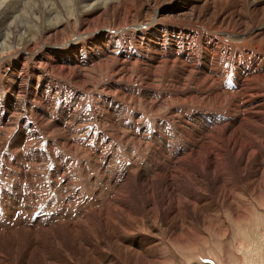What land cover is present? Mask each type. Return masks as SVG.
Segmentation results:
<instances>
[{"label":"bare ground","instance_id":"obj_1","mask_svg":"<svg viewBox=\"0 0 264 264\" xmlns=\"http://www.w3.org/2000/svg\"><path fill=\"white\" fill-rule=\"evenodd\" d=\"M18 1L0 0V63L13 59L19 53L35 54L37 62L29 65L31 74L25 83L28 87L23 89L26 104L21 111L16 110L12 115L9 111H0V183L1 190L6 191L2 200V195L0 197V213L5 211V221L9 224L0 226V240L9 246L8 253L0 252V264H34L31 258L35 255L38 257L35 264H163L161 258L167 252L164 254V249H161L164 246H161L162 241H168L170 245L191 244L190 237L193 236L190 229L196 222L206 223L215 229L214 223L219 220L223 209L239 222L247 218L251 204L253 214L262 210L264 0H97L96 4L90 5L91 0H84L75 31L70 34L66 33L68 24L62 22L66 19L54 11L52 3L28 0L23 17L16 18L13 15ZM64 1L68 4L70 0H60V4ZM200 1H205L204 10L195 6ZM10 3L15 4L12 6ZM74 17L69 15L70 19ZM26 19H32L34 25L26 24ZM27 30L30 33H26ZM107 33H118L117 38L121 33H127L129 37L123 35L124 45L111 38V42L116 43L104 47L107 60L87 64L82 78V74H75L80 63L73 54L56 61L58 52L71 53V49L76 54L80 50L58 48L74 44L84 37L98 53L100 48L97 44L104 43ZM148 33L158 36L157 42L153 38L147 39ZM72 41L75 42L70 44ZM169 41H174L177 49L170 46ZM221 49L226 54L223 59ZM143 50L147 51V62L133 68L136 62L131 54L136 52L134 55L138 57L137 52ZM26 60L20 57V63L16 61L17 65L20 64V72H11V80L6 78L3 82L0 75L1 95L5 96L11 85H19L23 80L20 73ZM199 63L202 64L201 69L198 68ZM118 65L127 66L120 70ZM144 65L149 68L143 69ZM136 74L145 82L137 90H150L158 97L153 103L155 108L149 109L151 113L141 115L145 120L162 109L159 100L165 99L162 103L166 106L175 105L184 113L189 110L192 115L200 114L214 125L209 127V132L199 133L193 139V143L201 139L204 146V152H197L203 159L196 164L201 169L197 171L199 176L189 168L181 172L177 168L171 171L166 166H173L170 160L165 161L164 166L158 162L160 166L155 167L154 164L147 169L126 157L114 162L111 160L114 156L112 148L104 153L100 146L87 148L70 140L71 125L63 124L64 128L60 129L45 127L49 121L47 118L50 119L54 113L57 116L65 112L69 114L70 107L77 105L78 102L70 103L65 109L61 106L62 102H67L66 99L73 102L77 94L72 91L65 93L66 96L61 94L69 81L86 90L85 86L92 82L115 78L117 84L121 82L118 80L128 81ZM151 78L155 85L159 83L157 87ZM222 79L223 84L220 83ZM55 85L60 86L58 92L61 93H54L52 86ZM34 86L40 87L39 98L35 102L32 100ZM123 98L130 99V102L138 100L131 96L117 99L127 110L131 103ZM42 109L46 112L43 113ZM35 113L43 115L33 116ZM178 115L176 112L171 116ZM16 116L18 120L12 123V117ZM173 122L170 117L165 124L170 126V130L172 127L179 132L184 124L173 125ZM40 150L44 161L37 167L34 152ZM89 151L95 153L89 154ZM103 153L111 156L100 157ZM205 157L207 162L204 164ZM205 173L217 175L218 181L211 194L204 193L208 185L206 177L201 175ZM177 175L184 178L183 181L176 180ZM88 183L102 184L106 192L103 189L104 192L101 190L95 195L87 190ZM111 184L117 190H114L115 197L109 203L108 195L112 191L107 187ZM12 185L16 186V191H8V186ZM64 189L70 192H63ZM77 190L80 192L75 195ZM64 193L72 201V204L69 201V210L64 204ZM136 196L142 198L140 203L136 202ZM13 201H17L16 205ZM103 202L108 203L105 208L84 214L86 209L91 212V208H100ZM12 205L15 212L8 211ZM213 212L216 214L212 215ZM261 218L263 222H258V228H253L257 241L253 240L250 232L244 231L237 246V250L245 254L254 246L260 260H256L257 264H264V216ZM59 230L65 233V241L59 238L46 241L49 234H56ZM215 233L225 234L224 230ZM19 240L25 241L22 248Z\"/></svg>","mask_w":264,"mask_h":264},{"label":"rangeland","instance_id":"obj_2","mask_svg":"<svg viewBox=\"0 0 264 264\" xmlns=\"http://www.w3.org/2000/svg\"><path fill=\"white\" fill-rule=\"evenodd\" d=\"M24 1L20 0V2L19 1L17 2L16 7H18V8H16V11L14 12L13 17L14 16H16V18H18L20 16H21V18L23 17L22 12L24 11L25 5L27 4L28 0H24ZM43 1H47V2L52 3L54 11L57 12L61 16V18L66 19V20H62V22L64 24H68L66 33L70 34V32L72 33L75 31L76 23H77L76 19L78 18L79 13H81V11H82L81 7L84 4H81V3L84 0H70L68 4L64 1V2H62V5L60 4V0H43ZM96 1L97 0H91L89 2V5L92 3L96 4L97 3ZM23 2H24V5H23ZM10 4L12 6H14L15 3L14 4L10 3ZM195 6L198 10H204L205 9L204 8L205 1L197 2L195 4ZM19 8H20V10H19ZM250 10H252V9H250ZM69 15L75 16V17L70 19ZM26 20H24L26 22V24L34 25V21L32 19H26ZM31 21L33 22V24ZM28 31L29 30H27L26 33H30ZM117 34L116 33H107V35L104 36V38H103L104 43L103 44H99V43L97 44V47L101 49V50L98 49L99 50V52H98L99 57L98 58L96 56L98 53L92 48V46H90L88 44V39H86L84 37V38L78 40L77 41L78 43L75 41H72V42H70V44L73 42H75V43L71 44V45H65L63 47L58 48L59 50H63L66 48L69 49V47L73 48V49H79L80 48V50H82L81 52L79 50V52L75 54V51H73L71 49H70L71 53H68L69 51H66L65 53L58 52L56 55V58H57L56 61L60 62V60H62L66 56H70L71 54H73L77 58L78 62L80 63V64H78L79 66L76 67V71H78V72H76L75 74H77V73L79 75L82 74L80 76V78H82L84 75V69L87 66V64H90V62L103 61V60L106 61L107 60L106 57H108V54L105 53V51H106L105 48L108 45L113 46L112 44L113 43L115 44L116 42L124 45L123 44L124 42L121 39H122L123 35L128 36L127 33H121L119 38H117L118 37ZM157 34L159 36L162 35V33H157ZM92 36L95 37V35H92ZM148 37L153 38V40L157 42L156 38L158 36L151 35V33H148L147 39H148ZM111 38H113L114 41L116 40V42H113V41L111 42ZM108 40H110V41H108ZM90 41L91 40H89V42ZM128 41H129V38H128ZM169 45L173 46L177 49L176 45L174 44V41H169ZM48 49L49 48H46V50H48ZM91 50L94 52L93 55H92ZM145 51L143 50V51L137 52V53H139L138 57H136L134 55L136 52L132 53L133 55L131 54V56L133 57V59L136 62L134 65H132L133 68L135 65H140V64H144L145 62H147L148 54H147V51L146 52ZM221 51H222V53H224V56L222 57V59H223L226 57V54L224 52V49H221ZM39 52L40 51H38L37 53H39ZM117 53H118V51H117ZM19 56L24 58V59H27L26 60L27 62L25 61L22 65L24 70L21 71V73H20L21 77L23 78V80L21 81L22 83L20 82L19 85H11V87L8 89L9 93L7 92V94L5 96L0 94V111H5V112L9 111V112H11V115L16 110L18 111L20 109V111H21L22 107L26 104L25 97L23 96V89L25 88V86H27L25 84V83H27V78H28L27 76H29L31 74V72H30L31 69H29L30 68L29 65L31 63L37 62L35 54L34 55H22L21 53L17 54V56H15L13 59H9V60L6 59V60L2 61L0 63V75L3 77V80H2L3 82L5 81L4 79H6V78H9V80L12 79L10 76L11 72H13V71L14 72L16 71V73L20 72V68H21L20 64L19 65L16 64L17 60H19V63H20V57ZM83 59H84V61H83ZM141 59H142V61H141ZM1 64L3 65V67H1ZM40 65H41V68H43L42 65H44V63L42 62V63H40ZM88 66H90V65H88ZM124 66H127V65H124ZM118 67L120 68L121 66L118 65ZM123 67H121L120 70ZM4 68H6V71ZM147 68H149V66L144 65L143 69H147ZM198 68H200V69L202 68L201 63L198 64ZM156 71H157V69H156ZM174 71H175V68H174ZM26 74H28V75H26ZM85 74H87L86 71H85ZM136 76H137V74L134 77L130 78L128 81L120 79L118 81H121V82H119L117 84L115 83V82H117V81H115V78H110L108 81H99L98 83L92 82L88 86H85L86 90H83L80 87L78 88L76 85L73 84L74 83L73 81H69L68 84H65L63 86L66 88V89L63 88L64 89V90L62 89L63 91L61 90V92H63V93L58 92V89H60L59 85L52 86V89L54 90L55 94L61 93V94L66 96L65 93H67L69 91H72L75 94L77 93L75 95V99H73V102L71 100H68V99H66L67 102H65V101L62 102L61 100L64 99L63 97H62L63 99H60V102H62L61 106H63L64 109L70 103L71 104H74L77 102L78 103H77V105H74L75 108H74V106L70 107L69 114L67 112H65L63 115L57 116V114L54 113V115L50 119L47 118L49 121H47L45 127L46 128H58V129H60V128H64V126H66V125H71L73 131H71L72 133L70 135V140H72L73 142H80L84 147H87V148L100 146V151H102V152L108 151V149L111 150V148H112L111 151L113 152L114 156H111L110 154H104L105 153L104 152L103 154L100 155V157L111 156L112 157L111 160L114 162L121 161L124 159V157H126V158H129V160L132 163H136L137 166H140V167L143 166V168L145 167L144 169H147L148 167H150L154 164H155V167H158L160 165L162 166L163 164H165V161L167 163V160H170L171 163L173 164V166H169V165H166V166H168L171 171H173V169L177 168L178 172H181V171L185 170L186 168H189V169H192L193 172L197 176H199L197 171L200 172L201 169H199L200 167L197 166L196 164H199L200 162H202L203 159L201 158L202 154L197 155V152H199V153L204 152V146H203V142H200L201 139L197 140L196 143H193V139H194V136L198 135L199 133L200 134H206L207 131L209 132V127H214V125L209 124L206 119H204L200 116V114L195 113L194 115H192V113L191 114L188 113L189 110L186 111V113H184L182 110H177L178 107L176 108L175 105H173V106L171 105L170 107L166 106V104H164V102L162 103V101L165 99L159 100V105L162 106V109L160 111L156 112L154 115H150V117L146 118V120H145L144 117L143 118L141 117V115L145 112L151 113V110H149V109L155 108L154 104L157 101L158 97H155L156 93L154 94L150 90H145V91L137 90L138 87H141L143 85V83H145V82H143L141 77H138V76L136 77ZM73 80L76 81L74 78H73ZM78 80H80V79H78ZM151 81L153 82V85L155 87H157L159 85V83H157L155 85V81L152 78H151ZM222 82L225 83L224 80L220 81L221 84H223ZM38 83H39V81H38ZM85 87H83V88H85ZM117 89H121V90L118 91ZM10 90H14V92L10 91ZM33 92H34V99H32V97H30V98L35 102V100H38V98H39L38 94L40 92V87L36 88L34 86ZM83 93H85V94H83ZM125 96H127V97L131 96V98L135 97L138 99L137 101H134L135 102L134 103V102H130L129 101L130 99H128V98H123V100L125 102L131 103V106L128 104L130 111L125 109L123 104L117 100V99H121L122 97H125ZM112 97H113V99H112ZM111 100L114 101V104H115L114 106H113V102ZM56 101L57 100L54 99L55 103H56ZM151 105H152V107H151ZM9 106L11 108H9ZM37 106H39V103H37ZM52 106H54V104ZM41 108H42V105H41ZM131 110H133V111H131ZM170 110H172V111H170ZM42 112L45 113L46 110L44 109ZM135 112H137V113H135ZM176 112L180 114V115H178L179 117L178 116H176V117L171 116V115H174ZM36 115H43V114L42 113H35L33 116H36ZM137 115H139V116H137ZM130 116H132V117H130ZM169 116L174 119L173 125L174 124L176 125L177 123H179L180 125H181V123L184 124V125H181L182 129L179 132L172 127L170 130V126L165 124L167 122V119L170 118ZM219 116H221V115H219ZM28 118L30 119V121L35 120L33 118H30L29 116H28ZM151 118H152V120H151ZM52 119H53V121H52ZM116 119L117 120L119 119V120L117 121ZM16 120H18V116L12 117V123L15 122ZM226 121H223V122H226ZM63 124H64V126H63ZM165 127H167V128H165ZM215 127H216V125H215ZM13 129H15V128H13ZM172 129H173V132H172ZM105 134H108V135H105ZM181 134H183V135H181ZM108 136H109V138H108ZM104 137H106V138L104 139ZM53 140H55V139L53 138ZM178 141H179V143H178ZM123 143H125V144H123ZM120 146H121V148H119ZM123 146L125 147V149L123 148ZM154 146H155V148H154ZM182 148H183V152H182ZM115 149H118V150H115ZM120 151H122V152H120ZM39 152L41 155L39 154ZM90 152L91 151H89L88 153L89 154L95 153V152H91V153ZM156 152L161 153L160 155H162L163 158H161V156L159 154H157ZM169 153H170V155H169ZM42 154H43V151H41V150L38 151L37 153L34 152L35 162H36L37 167L43 165L42 162L44 161V157ZM122 154H124L125 156ZM174 154H176V155H174ZM187 155H189V156H187ZM206 160H207V158L205 157L204 158V164L207 162ZM155 161L157 163H155ZM162 161L164 163H162ZM158 162L160 165L158 164ZM142 163H143V165H142ZM261 167H263V165ZM204 175H201V177L202 178L206 177V181H207L206 186L208 185L206 187V191L204 193L205 194H207V193L211 194L214 190V187L216 186L215 184L218 181L217 175L211 174V173L208 175L205 173ZM175 179L179 180V181H183L184 178L177 175V177ZM209 184H210V187H209ZM101 185L102 184L88 183L87 190H90L91 193L94 192L93 194H95V195H97L99 192H102V191L104 192V190L106 192V187L104 185H102L105 187L104 188ZM100 186H101V189H100ZM1 187H2V184L0 183V191L3 192L2 194L0 192V197L2 195V198H1V200H2L6 191L1 190ZM91 187H93V188L91 189ZM97 188L100 190H98ZM107 188L111 189V191H112L108 195V197H110L109 198V203H110L113 200V198L115 197V194H116L115 191L117 189H116V187L114 188V186L112 184H111V187L109 186ZM9 190L16 191V186L15 185L8 186V191ZM68 190L69 189H64L63 192H70ZM78 192H80V191L77 190L75 195H77ZM139 193H142V192H138V194ZM64 198H65L64 204L68 205V206L66 205L67 206L66 208L69 210L71 208L69 203L71 202V204H72V201H71L68 194L64 193ZM144 199L147 200V197L145 196ZM141 200H142L141 197L136 196V202L140 203ZM16 202L17 201H13V204L16 205ZM23 202H27V201L24 200ZM19 203L21 204L22 202H19ZM107 205H108V203L103 202V204L101 206L102 208L101 207L100 208H91V212L86 209L84 214H87L88 212H89V214H92L94 211L99 210V209H103ZM252 205L253 204H251V206ZM12 206L10 207V209L8 211H10V212L14 211L15 212V207H14V205H12ZM251 206H250V211H249L250 213L248 215H246L247 218L244 219V221L241 220L239 222V221L235 220L234 217L231 218L230 215H228L227 210L223 209L220 212L221 216H220L219 220H217L214 223L215 229L209 227L206 223L203 225V224L196 222L194 224V227L190 229L192 236H193V238L190 237L191 238V240H190L191 244H188V245H181V244L180 245H178V244L173 245V244H171L170 245L168 243V241L167 242L162 241L161 246H163V245L164 246H163V248L161 247V249H164V252H163L164 254L166 252L167 253L163 256V258H161V262L164 261L163 264H253V263L257 264L256 260H258L259 262H260V260L256 257L257 256V250L255 249L254 246L250 247L251 251L249 253H246V254L244 252H240L237 250V246H239V244L242 240V235H243L242 232H244V231L250 232V236H252L253 240L257 241V237H256L257 233H256L255 229L258 228L257 227L258 222H261V221L263 222V218H261V217L264 216V207L262 208L261 211H257L258 214L257 213L253 214L254 208ZM63 208H65V206ZM215 214H216L215 212L212 213V215H215ZM249 215H251V217ZM5 219H6L5 211H2V213H0V226L1 227H3L4 225H6V226L9 225L5 221ZM78 225H81V224L79 223ZM232 225H234L235 227ZM253 228H255V229H253ZM217 230L218 231L224 230L225 234L226 233L227 234L226 235L225 234H223V235L217 234V233H215V232H217ZM60 231L61 230H59V232ZM59 232H57L56 234H49L48 237L46 238V241L52 242V240L54 238H59L60 240L65 241V233L63 231H61L60 233ZM233 236H234V238H233ZM140 239L141 238H139V240ZM141 241H142V239H141ZM24 242H25L24 240H19V245H21V248L23 247L22 243H24ZM165 244H166V246H165ZM253 244H256V242H253ZM245 245L248 246V243H246ZM257 245H259V243H257ZM257 245H256V248L258 247ZM0 252L5 253V254L9 252V246L7 245V243L5 241H2V240H0ZM21 252H22V249H20V253ZM36 257L37 256L35 255L33 258H31L32 260H34L33 261L34 264H35V259H38V257L37 258ZM94 257L96 258V255H94ZM106 259H110V258L108 256H106Z\"/></svg>","mask_w":264,"mask_h":264}]
</instances>
